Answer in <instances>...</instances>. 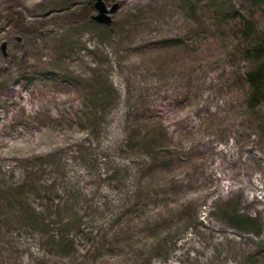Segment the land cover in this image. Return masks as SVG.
Segmentation results:
<instances>
[{"label":"rangeland","instance_id":"obj_1","mask_svg":"<svg viewBox=\"0 0 264 264\" xmlns=\"http://www.w3.org/2000/svg\"><path fill=\"white\" fill-rule=\"evenodd\" d=\"M105 2L109 25L94 0H0L1 252L264 264V0Z\"/></svg>","mask_w":264,"mask_h":264},{"label":"trees","instance_id":"obj_2","mask_svg":"<svg viewBox=\"0 0 264 264\" xmlns=\"http://www.w3.org/2000/svg\"><path fill=\"white\" fill-rule=\"evenodd\" d=\"M247 51L250 52L252 57L255 59V66L250 68L245 72V81L248 85V92H247V102L251 109H254L260 102L261 99L264 97V36L259 37L254 41L252 44L247 46ZM233 216H231L232 225L239 226L240 222L237 221L241 220L240 218L243 217L241 222L246 225H250L252 223V216H246L245 214H237V212H232ZM2 227L0 226V243L11 244L12 240L7 237L9 234L6 231H2ZM68 241L69 243H73L66 239V236H61V239H57V241ZM4 243V244H5ZM68 244V243H67ZM3 246H0V264H22L17 262V254L19 252L15 247L11 246L8 248V253L3 254V250L1 252ZM14 254V257L12 255ZM17 257V258H16ZM25 264H29L28 262ZM38 264V263H37Z\"/></svg>","mask_w":264,"mask_h":264},{"label":"water","instance_id":"obj_3","mask_svg":"<svg viewBox=\"0 0 264 264\" xmlns=\"http://www.w3.org/2000/svg\"><path fill=\"white\" fill-rule=\"evenodd\" d=\"M117 7H118L117 2L113 3V5L110 8H108L105 0H94V8L96 10V13L93 14L91 18L99 24L109 25L112 23V17L110 15V12L115 11ZM1 48L3 50V53L5 54L6 53L5 42L2 43Z\"/></svg>","mask_w":264,"mask_h":264}]
</instances>
